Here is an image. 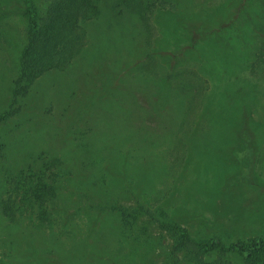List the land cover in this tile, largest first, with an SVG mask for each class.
I'll return each mask as SVG.
<instances>
[{
	"label": "rangeland",
	"instance_id": "374dc122",
	"mask_svg": "<svg viewBox=\"0 0 264 264\" xmlns=\"http://www.w3.org/2000/svg\"><path fill=\"white\" fill-rule=\"evenodd\" d=\"M7 1L0 0V110L8 98L10 80L16 73L17 56L24 40L23 17L14 10L6 12L16 7L15 3L8 4ZM52 1L30 0L40 18ZM136 1L141 2L140 8L131 6ZM133 2L99 0V12L88 22L76 58L61 71L42 74L31 88L36 97L48 100L64 97H72L73 102L91 97L113 100L111 93L123 90L124 83L145 87L150 83V74L157 72L165 89L170 92L171 88L173 95L181 91L177 80L188 82L191 93L196 94L202 89L198 104L191 98L197 104L192 116L186 118L184 114L190 94L177 93L169 116L173 119L169 129L165 132L157 130L155 136L147 139L151 144L145 140L146 144L130 149L134 155L142 152L157 154L163 176L162 182L155 185L159 191L151 189L148 194L138 197L119 190L112 192L110 200L130 211H135L141 200L149 210L164 205L169 212L177 213L180 225L192 238L211 240L216 237L221 241L204 251H194L189 242L177 251L176 264H250L230 244L254 234H264V0ZM141 14L147 18L149 29ZM212 24L218 27L215 30L209 28ZM115 54H124L125 60L108 63ZM149 61L154 65H149ZM97 64H104V68L94 73L91 81L88 74ZM177 71L179 75L167 78L166 84L164 75ZM112 79H115L113 84L110 83ZM240 102L261 130L262 138L255 149H249L238 138L220 134L237 119L236 106ZM119 103L124 105L122 100ZM74 105L72 107L76 108ZM117 107L119 110L112 106L113 114L116 112L122 117L124 112L127 116V108ZM89 109L84 108V114ZM32 118L33 113L28 110L27 114L11 119L4 126L14 137L7 161L0 168V208L6 200L13 215L0 213V262L2 258H12V252H9L12 244L9 242L10 245L4 248L2 242L5 238L9 240L18 229L27 238L18 248L27 247L32 234L47 242L52 259L64 257L75 264L83 263L79 261V253L75 259L65 254L71 244L80 247L82 240L93 243L97 237L104 243L109 231L111 240L116 232V238L121 236L120 244L115 240V245L112 241L105 248L111 253L110 264H141L139 258L146 249L145 242L160 235L163 249L170 243V238L143 214L131 219L128 225L124 219L121 223L107 214L106 210L100 212L90 207L99 203L105 187H110L108 178L103 177L97 187L90 174L65 175L68 178L65 182V178L61 181L54 175V167L57 170L66 168L70 155L76 152L72 151L74 143L65 144L63 149L59 146L50 148L49 156L58 159L57 165L47 158L33 163L31 170L41 178L44 188H55L57 198L51 199L45 194L44 199L29 203L28 193L22 190V176H15L14 181L11 179L20 166H25L24 171H27L26 165L32 161L27 154V148L33 147L30 130L34 119L28 123ZM205 118L213 132V136L205 141L206 147L215 151L221 142L223 146L219 150L226 147L224 152H216L217 155L197 153L196 145L191 146L185 139L195 129H204ZM45 122L46 119L42 120V129L47 138L54 129L51 121L49 125ZM95 123L99 125L100 121L95 119ZM124 123L122 119L106 121L101 124L106 132L96 139L107 141L122 136L130 130L128 122L127 125ZM19 131L22 134H18ZM99 162L97 164H103ZM251 213L258 219L248 222L245 218ZM161 246L155 247L147 256L162 262L163 256L158 255ZM15 247L12 246V251ZM132 250L136 251L134 259H128L126 255ZM50 263L51 260H46V264Z\"/></svg>",
	"mask_w": 264,
	"mask_h": 264
},
{
	"label": "trees",
	"instance_id": "16d2710c",
	"mask_svg": "<svg viewBox=\"0 0 264 264\" xmlns=\"http://www.w3.org/2000/svg\"><path fill=\"white\" fill-rule=\"evenodd\" d=\"M242 1L246 0H238V2ZM98 2L99 0H53L49 4L47 11H45L43 18H40L30 0L7 1L8 4L15 3L16 7L7 9L6 12H13L11 10H14L23 17L24 40L17 56L16 73L10 80L8 98H6L5 105L0 110V168L7 161V156L12 147L11 141L14 137L13 134L4 129V126L11 119L27 114L29 110L30 113H33V118L29 119L28 123H31L34 119L30 130L33 147L27 148L29 150L27 154L32 158V161L26 165L28 166L27 171H24L25 166H20L17 170L18 172H15L11 179L14 181L15 176H22L23 180L19 181L22 182L24 193L27 192L29 195V203L33 204L37 199H44L45 194L51 199L57 198L55 188L52 186L44 188L41 178L31 170L33 163H40L42 158H47L51 163L57 165L58 159L49 156L51 154L50 151H52L50 148L59 146L63 149L67 144L74 143L72 151L76 152L71 151L70 161L66 163V168L57 170L58 168L54 167V175L61 181L65 178V182L68 180L65 175L73 174L77 177L90 174L93 185L97 187L103 177L108 178L111 183L110 187L107 189L106 186L101 193L102 197L98 201L99 203L91 204L90 207L100 212L106 210L107 214L118 218L117 220L121 221V223L124 219L128 225L131 219L141 214L145 215L156 224L160 231L170 238V243L165 245L163 249L161 246L162 241L160 240L162 238L161 235L159 238L146 241L144 244L146 249L139 258L141 264H176L177 251L188 246L189 242L193 244L194 251H204L219 245L221 241L219 240V242L216 237L211 240L204 237L192 238L190 232L180 225L181 219L177 213L169 212L164 205H158L153 210H149L144 206V201L141 200L143 203L138 202L136 210L130 211L114 203L113 200H110V197L112 192L116 193L115 191L119 190H124V192L138 197L148 194L151 189L159 191L155 185L162 182L163 176L160 175L161 168L157 154L154 152H142L134 155L130 152V149L131 147L137 148L142 146V144H146L145 140L155 136L157 130L165 132L169 129L173 123V119H170L169 116L173 109L174 95L176 96L177 93L190 94L184 114H186V118L187 115L192 116L199 102V95L202 89H198L196 94L195 92L191 93L188 82L177 80L181 91L173 95L171 88L170 92L165 89L164 84L161 82L162 79L160 80L157 77V72L149 73L152 77L149 81L150 83L145 87L131 83L126 85L124 83L126 87L123 90L111 93L113 100L104 101L94 97L85 98L81 102H73L72 97L48 100L46 97H36L31 88L39 76L50 71H61L74 57L76 58L85 39L87 24L91 19L97 17L99 12ZM130 2H133V0H130ZM118 5H120L119 2ZM131 6L140 8L141 2H133ZM141 19H143V23L149 29L147 18L141 14ZM216 27H218L217 24L209 26V28L214 30ZM116 59L124 61L125 56L124 54H115L107 62L111 63L116 61ZM148 59H151L150 56ZM148 64L152 66L153 63L151 64V61H149ZM103 68L104 64L96 65L94 70L88 74L91 81L94 73L99 72ZM178 73L180 72H167L164 75V82L168 84L167 78H170V76L176 78L179 75ZM110 83H115V79H112ZM191 98H195L194 100H196L197 104L192 102ZM120 100L123 101L125 106L119 103ZM73 103L75 104L74 106L77 105L76 108L72 107ZM120 105L122 108H127V116H125L124 112L121 117V115L116 114V112L113 114V111H111L112 106L119 110L120 107L117 106ZM84 108H90L86 114H84ZM236 110L237 119L229 129H224L220 134L238 138L249 149L257 148L262 138L261 130L252 121L247 107L242 102L236 106ZM116 115L117 117H115ZM45 119V123L48 125L49 121H51L54 129L51 134L50 132L48 133L47 138L44 133L45 130L42 129L44 125L42 120L44 121ZM95 119L100 121L99 125L95 123ZM121 119L126 122L124 123L125 125L128 122V126H130V130L127 133L122 136L111 137L107 141L96 139L106 132V130L102 129L105 126L101 124L106 121L118 122ZM184 119L185 117L180 119V125ZM205 119L206 122L201 121L204 122V129H195L185 139L188 140L191 146L196 145L197 153L217 155V153L224 152L226 147L219 150V147L223 146L221 142L217 144L215 151H211L212 148L206 147L205 141L213 136V132L210 129L212 125L206 124L208 119ZM21 131L18 134H22ZM215 137L217 140L220 139L219 136ZM147 143L151 144L152 142L147 140ZM27 154L25 155L26 157ZM99 161H102L103 164H97L100 163ZM57 188H59V185H57ZM2 202L5 203H2L0 213L3 212L7 216L13 215L8 202L6 200ZM64 209L61 208L60 210L66 213ZM245 219L248 222H252L258 219V216L251 213L250 217L247 218L246 216ZM109 233L110 231L104 243L98 237L95 238L93 243L82 240L80 247L77 244H71L65 254L75 259L76 254L79 253V261L83 264H110L109 255L111 253L106 251V249L111 245L112 241H114V245L115 240L116 243L120 244L121 236L116 238L118 235V232H116V236H112L113 240H111ZM25 238L26 236L23 235V232L18 229L9 240L6 238L3 240L2 246L4 248L10 245L9 242L12 246L16 245V247L12 251L11 246L9 252H12V258L7 260L2 258L1 264H46V260H51L52 264H75L74 261L68 262L64 257L60 260L52 259L49 255L50 249L47 248V242L32 234L27 240L28 246L18 248L19 243H24ZM57 243L60 244L59 241ZM157 246H161L162 249L158 253L159 256H163L162 262H157L155 258L147 256ZM230 247L240 251L248 263L264 264V234H254L246 240H237L230 244ZM135 253L136 251L132 250L126 257L134 259ZM189 259H192V257H189Z\"/></svg>",
	"mask_w": 264,
	"mask_h": 264
}]
</instances>
